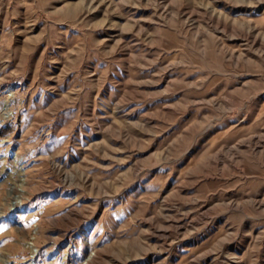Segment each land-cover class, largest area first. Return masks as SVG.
Segmentation results:
<instances>
[{
	"label": "rangeland",
	"instance_id": "obj_1",
	"mask_svg": "<svg viewBox=\"0 0 264 264\" xmlns=\"http://www.w3.org/2000/svg\"><path fill=\"white\" fill-rule=\"evenodd\" d=\"M0 264H264V0H0Z\"/></svg>",
	"mask_w": 264,
	"mask_h": 264
},
{
	"label": "bare ground",
	"instance_id": "obj_2",
	"mask_svg": "<svg viewBox=\"0 0 264 264\" xmlns=\"http://www.w3.org/2000/svg\"><path fill=\"white\" fill-rule=\"evenodd\" d=\"M3 110H4V112L2 113L3 114V116H2V120H5V119H7L8 117H9V115L8 114H6V110H5V108H3ZM23 190H20L19 192L21 193ZM23 193V192H22ZM21 197H17L16 198V204L17 203H20L21 202V199H20ZM19 205V204H18ZM26 245V248L28 249V251L31 253V255L33 256L34 254H35V251H36V248L34 247V245H32L31 243H26L25 244ZM30 261V260H29ZM30 263H31V261H30Z\"/></svg>",
	"mask_w": 264,
	"mask_h": 264
}]
</instances>
